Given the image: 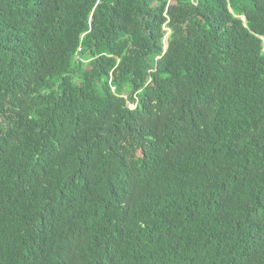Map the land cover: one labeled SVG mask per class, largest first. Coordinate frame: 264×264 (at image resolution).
<instances>
[{
    "label": "trees",
    "instance_id": "trees-1",
    "mask_svg": "<svg viewBox=\"0 0 264 264\" xmlns=\"http://www.w3.org/2000/svg\"><path fill=\"white\" fill-rule=\"evenodd\" d=\"M0 264H264V0H0Z\"/></svg>",
    "mask_w": 264,
    "mask_h": 264
},
{
    "label": "rangeland",
    "instance_id": "rangeland-1",
    "mask_svg": "<svg viewBox=\"0 0 264 264\" xmlns=\"http://www.w3.org/2000/svg\"><path fill=\"white\" fill-rule=\"evenodd\" d=\"M166 36H167V34H165V36H164V43H165V40H166Z\"/></svg>",
    "mask_w": 264,
    "mask_h": 264
}]
</instances>
